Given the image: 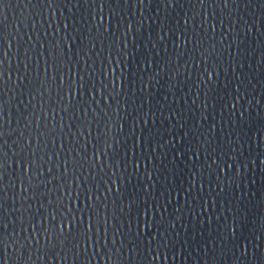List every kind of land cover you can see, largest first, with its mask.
Instances as JSON below:
<instances>
[{"label":"water","instance_id":"1","mask_svg":"<svg viewBox=\"0 0 264 264\" xmlns=\"http://www.w3.org/2000/svg\"><path fill=\"white\" fill-rule=\"evenodd\" d=\"M0 233V264H264V0H5Z\"/></svg>","mask_w":264,"mask_h":264},{"label":"snow or ice","instance_id":"2","mask_svg":"<svg viewBox=\"0 0 264 264\" xmlns=\"http://www.w3.org/2000/svg\"><path fill=\"white\" fill-rule=\"evenodd\" d=\"M141 2H142V0H141ZM226 2H227V0H226ZM4 4H5V0H0V8H3ZM0 243H3L2 233H0ZM24 247H25V245H21V248H22V249H23Z\"/></svg>","mask_w":264,"mask_h":264}]
</instances>
